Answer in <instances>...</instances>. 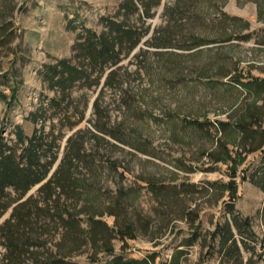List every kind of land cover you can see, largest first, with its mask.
<instances>
[{
  "label": "rangeland",
  "instance_id": "1",
  "mask_svg": "<svg viewBox=\"0 0 264 264\" xmlns=\"http://www.w3.org/2000/svg\"><path fill=\"white\" fill-rule=\"evenodd\" d=\"M133 1L135 7L130 0H0V137L12 144L17 125L24 136L40 129L57 135L46 177L19 198L6 189L12 202L0 225L15 205L36 198L66 153L78 151L81 161L72 158L70 168L77 208L85 203L109 227L130 225L135 234L122 241L115 233L114 254L139 259L152 254L151 264H168L182 250L178 264H238L222 254L219 233L209 245L208 233L231 221L229 191L220 188L231 179L229 166L214 161L223 152L215 141L219 134L190 122H229L254 102L264 115V86L249 91L231 80L264 78V0H148V15ZM105 19L143 32L139 42L127 49L126 37L119 61L101 70L86 59L90 81L76 82L64 99L60 90L49 88L44 65L62 58L80 65V35L85 29L106 33ZM51 98L61 100L60 106L50 105ZM39 106L46 108V118L34 122L29 116ZM234 134L228 126L222 140L229 143ZM234 148L229 144L233 154ZM263 166L264 145L245 154L233 178L234 209L249 218L253 233L244 236L241 264H264V190L251 181ZM181 183L191 191L179 190ZM190 209L199 216L193 227L201 235L181 246L193 229L183 217ZM78 218L85 243L75 248L78 237L71 232L62 249L73 250L69 259L79 264H106L113 254L98 248L96 261H90L95 248L86 232L87 216ZM46 229L43 247L55 250L62 231ZM232 229L240 243L233 223ZM95 230L98 246L103 232ZM20 239L25 238L15 241ZM3 240L0 236V255Z\"/></svg>",
  "mask_w": 264,
  "mask_h": 264
},
{
  "label": "trees",
  "instance_id": "2",
  "mask_svg": "<svg viewBox=\"0 0 264 264\" xmlns=\"http://www.w3.org/2000/svg\"><path fill=\"white\" fill-rule=\"evenodd\" d=\"M139 1L145 6L144 13L148 15L149 4L146 3L148 0ZM157 2L159 0H156L155 3ZM130 3L135 7L133 0H130ZM105 20L108 26L106 33L98 35L90 29H85V35H80L83 40L76 43V46L78 48L81 47L82 50L79 53L82 58L80 65L72 64L67 58L59 59L55 64L44 65V77L49 81V88L60 90L64 99L66 90L76 82L88 83L90 81V75L84 69L85 64H83L86 59H88L86 64L92 69L98 67L101 70L104 66L114 65L119 61V52L124 49V39L126 37H128L127 49L133 48L139 42L143 32H137L134 28H124L122 24L110 19ZM2 43L3 41H0V46ZM86 46L88 50L84 49ZM231 77V80L236 85L242 86L249 91L254 86H264V78L243 80L244 77L242 76ZM60 101L51 98L49 104L60 106ZM254 103L246 109L242 116L229 122H190L195 125H206L209 129L213 127L215 133L219 134L215 141L217 145L222 147L223 152L215 157L214 161H221L229 166L231 179L220 186V188L229 191L231 201L227 203L226 207L231 215V221L227 219L221 227L218 226L215 230L208 233L209 245L212 246V239L219 233V244L221 251H223L222 254L225 255L224 253H227L229 258L235 260L238 264L242 263L240 248L241 246L243 248L247 246L244 236L248 237L253 235V233L250 230L249 218L239 216V213H236L234 209L233 200L236 197V183L233 178L236 175V167L244 161L245 154L259 150L264 145V127L262 128L261 122L264 119V115L259 112L258 106L254 107ZM45 110L44 106H39L34 112L30 113V119L34 122L39 119L44 120L46 118ZM65 119H67V122L69 121L68 116H65ZM228 126L229 131L234 132V135H236L233 140H229V143L222 140V135L226 132ZM14 135L15 140L12 144L3 142V138L0 137V216L12 202L6 189L11 188L18 198L23 196L33 185L41 182L46 177L55 161L52 148L55 145L57 135H54L53 131L50 130L44 134L43 130L40 129L35 130L30 136H24L20 126L17 125ZM49 136L51 138L46 140ZM68 140L70 143L71 139ZM229 144L235 147L234 154L229 151ZM18 147L21 148L19 154H17ZM72 158L81 161L78 151L66 153L49 179L38 187L36 198L29 196L15 205L9 217L2 222L0 225V236L4 238L2 244L6 248L0 255V264H79L69 259L73 250H63L62 240L72 232L78 237L75 248L85 243V239L80 235L81 232L85 231L79 226L80 218H78L82 213L87 216V224L89 226L86 232H91V243L92 247L95 248L89 256L90 261H96L95 255L100 249L104 254H113L106 264H151L155 257L152 254L143 259L125 258L122 254H114L111 240L116 237L115 233L119 235L122 241L135 237L130 225L124 228H112L104 220L95 218L85 203L77 208L78 193L74 192L75 184L70 171L73 164ZM259 171L264 174V166L255 173L251 181L264 190V180L262 183L257 178L260 175ZM190 188L184 183L179 185V190L185 192H188ZM107 211L109 214L116 215L111 209ZM103 213L98 212L99 215ZM183 217L185 220L189 219L193 229L190 236L182 241L181 246H190L201 235L199 228L197 226L193 227V223L199 216L194 209H190L183 214ZM232 223L240 236L241 244L235 237ZM50 226H52L54 232L58 229L62 231L59 241L53 244L55 250L44 249V242L40 238L41 234L44 233H41V231L47 230L46 228H50ZM97 228L103 232L100 236L101 244L98 246L97 233L95 232ZM37 230L39 231V236L35 234ZM20 236L25 239H20V242L17 243L15 238ZM176 253L168 264H178L177 256L182 253V250Z\"/></svg>",
  "mask_w": 264,
  "mask_h": 264
}]
</instances>
